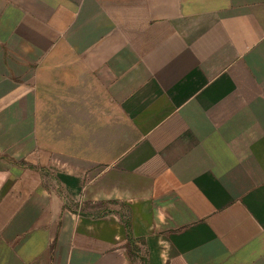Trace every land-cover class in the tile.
Returning <instances> with one entry per match:
<instances>
[{"label":"crops","instance_id":"1","mask_svg":"<svg viewBox=\"0 0 264 264\" xmlns=\"http://www.w3.org/2000/svg\"><path fill=\"white\" fill-rule=\"evenodd\" d=\"M0 264H264V0H0Z\"/></svg>","mask_w":264,"mask_h":264},{"label":"rangeland","instance_id":"2","mask_svg":"<svg viewBox=\"0 0 264 264\" xmlns=\"http://www.w3.org/2000/svg\"><path fill=\"white\" fill-rule=\"evenodd\" d=\"M42 89V92H43V88H41ZM43 96V95H42Z\"/></svg>","mask_w":264,"mask_h":264}]
</instances>
